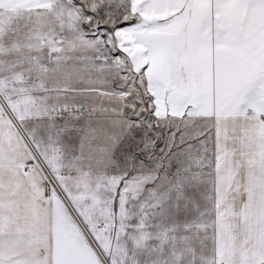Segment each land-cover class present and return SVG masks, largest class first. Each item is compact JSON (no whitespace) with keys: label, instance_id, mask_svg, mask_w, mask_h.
Here are the masks:
<instances>
[{"label":"snow or ice","instance_id":"snow-or-ice-1","mask_svg":"<svg viewBox=\"0 0 264 264\" xmlns=\"http://www.w3.org/2000/svg\"><path fill=\"white\" fill-rule=\"evenodd\" d=\"M0 264H264V0H0Z\"/></svg>","mask_w":264,"mask_h":264}]
</instances>
